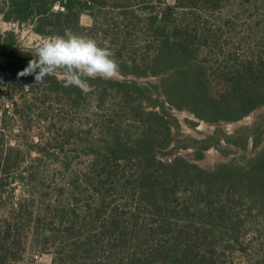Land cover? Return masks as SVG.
I'll use <instances>...</instances> for the list:
<instances>
[{
	"label": "trees",
	"instance_id": "trees-1",
	"mask_svg": "<svg viewBox=\"0 0 264 264\" xmlns=\"http://www.w3.org/2000/svg\"><path fill=\"white\" fill-rule=\"evenodd\" d=\"M58 3L64 11H55ZM0 14L44 38L66 29L92 38L114 52L124 76L89 80L90 90L65 87L56 75L35 82L18 75L33 50L21 48L14 31L0 32V264H35L30 247L51 252V264H235L260 256L264 147L205 169L196 161L211 145L223 139L246 150V139L239 131H217L213 144L178 139L161 97L212 123L263 107L264 51L239 38L253 42L259 27L264 38V0H0ZM84 14L91 25L81 24ZM204 54L224 63L218 75ZM212 77L224 86L210 93ZM11 121L22 125L16 137L7 132ZM253 140L258 147L260 137ZM180 148H192L195 159L162 160ZM54 167L62 175L52 179Z\"/></svg>",
	"mask_w": 264,
	"mask_h": 264
},
{
	"label": "rangeland",
	"instance_id": "rangeland-1",
	"mask_svg": "<svg viewBox=\"0 0 264 264\" xmlns=\"http://www.w3.org/2000/svg\"><path fill=\"white\" fill-rule=\"evenodd\" d=\"M61 1V0H59ZM169 5H174L176 3V0H166ZM61 5L58 3L54 7L55 11H63L61 9ZM92 20L91 18L84 14L81 17V24L84 26L91 25ZM260 25V24H259ZM262 27H259L255 30H252L251 32L255 31L257 34V38L255 39V36H251L249 33H246L251 38L255 39L253 42H250L246 36L240 35V40L243 41V46L247 45H257V50L264 51V38L262 37ZM7 31H14L17 34V38L19 39L20 47L25 50H33L35 53L36 48L41 44L44 37L35 34L29 25H22L20 26L17 23L14 22H6L3 20V16L0 14V32L4 33ZM260 31V32H259ZM244 33H242L243 35ZM203 60L207 62L208 69L212 70V72H215V75H218L217 70L221 66H224V63L221 65V61L217 62L215 59V56H210L208 54L203 55ZM6 62V59L4 57L0 56V64H3ZM218 63V64H217ZM221 65V66H219ZM56 76L59 79H63V77L57 73ZM129 79H137L133 76H129ZM115 79H124V76L121 74L118 75ZM212 82L210 84L209 90L210 93L217 92L222 89V86L224 84L219 81L218 78L212 77ZM157 78H142L139 79V82L142 84H149V83H157ZM162 101L164 102L165 109L171 113L176 119L178 128H175L176 130L174 132H177L178 139L184 138V137H190L197 140H202L210 137L213 139L212 144L216 141L214 136H216L217 131H221L224 135H231L235 131H239L241 135L239 138L246 139L247 148L246 150L241 149L239 146H235L234 144L227 143L223 139L219 141V145H211V147L206 150L204 153L203 159L196 161V163L205 168H213L221 163H227L231 160L235 161H241L243 158H251L255 156L257 153H259L262 148L264 147V134H262V130L264 129V106L253 111L248 116L243 117L239 121H227V120H220L217 123H212L208 120H204L199 118L195 113H193L189 109H182L178 110L176 108H172V106L165 100L164 97H161ZM4 107H8L10 104L9 101L4 100ZM11 106V105H9ZM228 117H234L235 115H227ZM21 125V124H20ZM254 125L259 127L257 130H253ZM9 129L7 130L8 134L11 137H16L17 134L20 132L21 126L18 125V123L11 121L9 123ZM219 133V134H221ZM220 137V136H218ZM217 137V138H218ZM260 137L261 143L258 147H255L253 138ZM176 156L183 157L188 160H194V150L192 148L187 149H178L176 152L170 155H166L164 157H161L164 162H171ZM54 168H51L50 171H48L46 174L51 175V178L54 179V175L56 174V178H59L58 176L62 175L60 174L61 171L56 170ZM57 172V173H56ZM58 184L56 181H54L52 186H55ZM17 195L20 194V191L18 190ZM32 249L29 250V254L27 259L29 261H34L35 264H51L53 255L51 252H45L41 253L36 247H30ZM262 251V252H261ZM257 252L260 253V256H241L238 259H236L235 264H264V248H258Z\"/></svg>",
	"mask_w": 264,
	"mask_h": 264
},
{
	"label": "clouds",
	"instance_id": "clouds-1",
	"mask_svg": "<svg viewBox=\"0 0 264 264\" xmlns=\"http://www.w3.org/2000/svg\"><path fill=\"white\" fill-rule=\"evenodd\" d=\"M35 57L19 76L34 75L35 82H42L45 77L59 73L65 87L90 90L89 80H110L119 75V63L110 48L100 47L96 40L69 29L63 35L44 38L35 50Z\"/></svg>",
	"mask_w": 264,
	"mask_h": 264
},
{
	"label": "built area",
	"instance_id": "built-area-1",
	"mask_svg": "<svg viewBox=\"0 0 264 264\" xmlns=\"http://www.w3.org/2000/svg\"><path fill=\"white\" fill-rule=\"evenodd\" d=\"M61 9L64 11V8L63 7H61Z\"/></svg>",
	"mask_w": 264,
	"mask_h": 264
}]
</instances>
